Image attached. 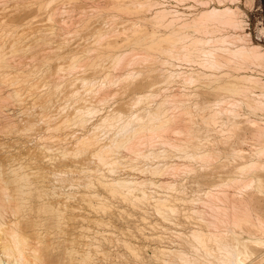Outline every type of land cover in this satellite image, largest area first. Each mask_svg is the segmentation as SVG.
Returning a JSON list of instances; mask_svg holds the SVG:
<instances>
[{
	"label": "bare ground",
	"instance_id": "1",
	"mask_svg": "<svg viewBox=\"0 0 264 264\" xmlns=\"http://www.w3.org/2000/svg\"><path fill=\"white\" fill-rule=\"evenodd\" d=\"M35 1L38 3L37 7L34 8V6L33 5L32 6H33V9L37 10L36 12L41 11L43 6H45V7L51 6L52 7L56 4L54 2L55 4L50 5V3H53L52 2L53 0H35ZM55 1H57V3H58V0H55ZM115 1H114V3H115L116 9H118V8L123 9L124 5L126 8V5L128 7V5L130 4V3L124 4L123 0L122 1L117 0L118 2H115ZM198 1H200V0H198ZM228 1H230V3H232V4L234 3V2H231L234 0H201L202 5H201V2H199L200 5L201 6L204 5L202 7V9L198 10L199 9V7H198L197 8L198 12L196 9H194L196 11V13L189 11L190 13L192 12L191 15L188 14L189 12L187 13L189 15L188 16L189 18L186 19V16H185L183 18L184 20L183 21L181 20V22H179L178 18H180L181 15L183 17L184 16L183 14H186L185 12L180 13L183 11H179L177 9H175V10L174 9L171 10L169 8L167 9V6L161 7V4L163 3V1L161 3L159 1H156L158 4L160 3L159 4L160 9H158L157 11L155 10L154 12L152 11V13L155 14L154 18H152L153 21L155 22V24H160L162 26L164 25L166 27H173L174 32H173V30H171L170 32L165 34L166 36H164V34L160 35L156 31H152L149 33L150 34V41H149V39H148V41H145L144 36H140V34H139L143 31V29H141V28L134 29L136 35H135V39H134L135 41L132 42L134 45V46L132 45L134 47L133 49H136L137 46L138 47L140 46L142 48L141 45H143V48L145 47V50L144 49L143 50L145 51L144 53H146V55H147V52H146V48H147V51H148L149 55H151V57L155 56V57H157L156 60L160 59V60H162V62L164 64H167V65L170 64V66L168 68H164L165 70L163 69L165 71L164 76H165L166 81L180 79L183 82H186V83L188 82L191 84H193L194 82L196 83L198 81H204V82H207L210 84L212 82H215V80H216V82H218L217 80L224 79V80H226V82L229 83L228 86L220 85L221 87L216 86L215 88H211L210 95L214 96L215 98L205 99L204 105H203L204 107L202 106L203 108L201 109L202 114H203V112H207L206 115L202 116V120H203L202 122L205 123L204 128L206 129V131H214V132H218V133L221 132L224 135L222 138V141L224 143V147L221 148L217 152L215 151L216 152L215 155L218 157L217 168L213 169V170L211 168L208 172H206L202 176L203 183L199 182L200 179H197L195 181L198 183H195V184H197V188L193 194H190V195L185 194L184 193L185 187H182V188L176 187V185H175L176 178L175 179L173 178L175 180L173 182V180L171 181V179H169V181H167L166 178L164 180V179H161L160 176H158L159 173L169 171L170 167H171L170 170L172 171V168H174V166L177 165V164L174 165V163H173L174 166L172 167V166H170L172 164H170L168 162H162V159H161V161H158V158H157V161H158L157 165L153 164L154 162L148 163V164H153V168L150 167L152 169H149L151 172V173L149 172V174H152L153 176H149V175L147 176L146 175L145 178H141V176L140 177L136 176L138 178L135 179V178H133L134 176L130 175V173L128 175L127 174L125 175L128 167L130 169L133 168V170H140L141 171V169H142V172H143V170L147 169L146 166L143 167V165L139 164V162L140 163H141V161L143 162L144 159L149 160V158H151L152 155H154V152L156 150V146H158V145H160V147H162V144H165L166 148L168 147L171 150H176L174 152H178L177 150L181 151V149H183V147L186 146L187 140L185 137H187L188 134H190L192 126L190 124H188L189 122L187 123L185 120L184 121H185L186 125H185V123L183 124L184 121L182 122V120L185 118H183V117L181 118V115H179V114L176 115L175 111L174 112L171 111L174 108V106L171 105L172 109H171V107H168V105L171 102L176 105L177 103L182 101V104L179 103V105L181 104L180 107L182 108L183 105L185 106V104H188V101L186 103L183 101L185 98H180V96L177 97L175 95V96H172L174 98L171 97V99H170V96H168V98L165 99V97H163L165 95V93H164V95L162 96L164 101H162L160 103L156 102L157 104H154L153 102L155 99L153 100V102H151L152 101L151 97L154 98V93L149 94L150 93L149 92V93H145L143 95L140 94V95L136 96L137 102L141 98L146 99L144 106H141V108L139 109L140 111L135 110V111L126 115L121 111L107 110L104 113H102V116L99 118V120L96 123H94L93 125L91 124L92 126L89 124L90 127H88V122L90 120L89 115L94 114L97 111L98 107L94 106V107H96V108H94L93 106H91V104H88L89 106H84V105H87L86 104L87 102L86 103L84 102L83 103L84 107H82V105H79L80 107H77L76 109L74 108L73 112L71 114L65 115L63 117V119H61L60 121L58 120L60 122V124L57 125L55 123L56 126L53 127L52 126L53 124L50 125L48 123V118L50 116H48L47 114H50V113H44V112H47V109L45 108L47 106V102H45V103L42 102L43 104H46L45 107L43 106L46 111L43 112L44 115H42L43 113L41 114L42 115L41 118L43 119L45 125L48 124L46 126V128H48L47 129L48 131H51L52 129L54 130V128H55L54 132H56V130H59L58 127L61 128L62 126H65V127H63V130H65L66 127H69L70 125H74V126L78 125L80 128L82 127V129H80L78 127L79 130H81V131L84 130V132L78 133V134H76L77 131L75 130L76 136L73 135V136H75V140L74 139L71 140V138H73V136L71 137L72 134H70V133H72V131L69 133V132H66V130H65L64 132H66L67 134L68 133L70 134L71 138L67 139V140H69V142H70V140L75 141V143L79 144L78 147L81 146L82 149H80V150H85V152L88 150L89 155H91L90 153H92L91 157L94 155L93 157L97 158V163H96L97 165L90 166V167L86 168L87 171H85V173H87L89 181L85 182V184L87 183V185H89L90 183H95V180H96L97 184H99L100 187L103 188V192H104V189H106L107 191L112 192V195H114L115 197H117L119 199L130 200L135 205L139 206L137 208V211H134L131 213L129 212L128 214H125L123 211H122L123 213H121V212L118 213L119 217L126 219V224H125L126 229L130 230L132 232V236L133 237L135 236L136 240L138 239V241L137 242L135 241V243L132 242L131 240H128L127 239L128 236L126 237V239H124V238L121 239V241L119 239V242H122L124 245L123 246L124 250H126L129 254L133 255L134 260H83V261H86L84 264H252L255 261L254 258L256 257V254L253 251L248 250V248L246 247L245 244L240 245L239 236H243V239H244V237L250 238V234H252V233L250 230H246L244 228L246 226L255 227V229L257 228L258 231H260L261 233H264V220L257 215H253L252 211H251L252 210V203H253V200L255 199L256 192L258 189H261L260 182L264 178V119H263V123H262L259 121V119L257 117L252 115V113H255L258 111H264V49H261L260 47H255V45H253V43L251 42L250 36L248 34L249 31H247L248 33H246V30H245V26H247L246 23H248V22L245 23V19L243 18L244 16L241 17V15H243V11L238 9L241 12V14H240V12L236 9L237 6L235 4H234L235 7H233V5H231V4L230 5L226 4V2H228ZM27 2L30 5V3H33V0H32V2L30 0H27L26 3ZM26 3H25V7H26V5H28ZM114 3L112 2V5ZM137 3L140 4L139 2H137ZM132 4H133V2L130 4V6ZM134 4L136 5L135 2H134ZM148 5H149V1H148L147 6ZM22 6H24V5H22ZM133 6H132V9H133ZM45 7L43 8L44 9V12L42 13L43 15L46 11ZM103 7L104 6H102V8ZM17 8H15L16 11L18 10ZM57 8H58V4L56 6V10H53L51 8L49 11L47 10V12H48L47 16L49 17V21L47 20L48 22L47 21H45V22H47V23L51 22L52 24L54 22L56 23V21H55L56 15L55 14L57 13L56 12ZM125 8H124V10H125ZM27 9H29V8H27ZM134 9H135V7H134ZM147 9H148V11L150 10L149 8H147ZM151 9H152V6H151ZM130 10H129V12H130ZM135 10H137V9H135ZM131 11L133 12L134 10H131ZM122 12H123V10H122ZM33 13L36 14L35 11H33ZM57 15H58V13H57ZM41 16L42 15H40L39 17H41ZM47 16H46V19L48 18ZM51 16H53L52 18L55 19L54 21L52 19L53 22L50 19ZM149 16H153V15L151 14ZM44 17H45V15H44ZM33 18L35 19V18H37V16L36 17L32 16V20L29 19L30 21H32V23L29 22L31 27L28 23L30 28L35 27V26H32L34 24ZM41 18H43V17H41ZM41 18L40 19L38 18L39 20L35 21V22L42 24L44 21L42 22ZM44 19L45 18H43V20ZM40 20H41V22H40ZM60 21L57 23H60ZM4 22L0 23V29H2V28L6 29L5 24L7 22L5 24H4ZM45 22L43 23V25L46 24ZM55 23H54V25H50L48 27H45V25H44L42 29H40L42 27V25L40 26V24H38V25L36 24L35 28L38 30L37 26H40V28H39L40 30H38V32L33 31V33L36 34V38L33 39L34 40V43H32L33 45L32 44L27 45L28 42L25 45V43H24L25 40H23V43L21 42L23 38L25 39L24 35H22V39H20L21 35L19 37L15 36L14 38L11 39L12 42L10 45V49L8 48L9 51H8V49L6 51L5 45L7 44V42L9 44V41H7L9 39L7 34L10 35L11 32L7 33L8 31H6V35L8 37V38L6 37L7 39L4 36L5 32L0 33V83H6V84L7 83L8 84L19 83V84H21V82H22L21 81L22 79H20L19 76L10 75V72L8 70L2 71V70H5L6 68L11 69V70H21L20 75L25 77L24 80H27V78L31 75V73L34 70H32V72L31 71L29 72L30 69L29 70L27 69L28 72L26 73V71L24 70L25 66H24V68H22L23 63H21V62L19 64L13 63L11 61L12 60L11 58H12V56L14 57L16 55L21 54V52L25 54V52L33 50V52L35 53L36 52L35 50L37 49V47H38L37 50L41 51L43 49L44 44H46V43L48 44L49 42L51 44L52 37L54 36L53 39H55L56 38L55 35H58L59 32H62L60 30H62V28H63V27L62 28L59 27V30H57L58 26H60V24L57 26V25H55ZM14 24H16V23H14ZM25 24H27V23H25ZM64 24H66V23H64ZM6 25H8V24H6ZM160 25H157V26L159 27ZM61 26H62V24H61ZM29 27H28V29H29ZM44 27L47 31H44ZM8 28L11 29V26ZM49 28L51 30H49ZM175 31H177L178 33L176 34ZM102 32L104 33V31H102ZM13 33H14V30H13ZM28 33H29V31H28ZM33 33L30 35H32V37L34 38ZM100 33H101V31H99V33L97 32V34L100 36L97 37L98 39H96V36H95L94 40H93V42H95V43L97 41V46H99L100 43L102 44V46L99 48V51H98V48H97V50L95 48V50L97 51L95 53L98 54V55L96 54L98 56L97 59L94 58L95 54L92 53L93 56H91L92 54H89L90 50L93 51V48H90V47L86 48L87 47V45H86L87 43H86L85 44L86 46L84 45L83 46L84 48H82V50L83 49L84 50L79 51V49H78L79 52H77V51L76 52L79 54L78 55H77V53L73 54L75 56L72 57L73 60H71V62L69 63L70 64L69 67L68 68L65 67L66 70H69V71H67L66 76L69 78V81L72 80V85L68 84L69 87L73 86L74 81H76V80L79 81V79H80V77H79V79L76 78V75L78 76V74L73 75V72H75L77 70V68L79 67L80 62H83L82 64H84V62H85V64L86 63L88 64V66H86L87 68H85V70L86 69L88 70V68H91V66H93L92 72L101 73V75L104 77L105 80L107 78H108V81L110 79H112L110 77L112 74V72L110 70L111 66H109V68H105L104 67L105 64H104V66H102L103 64L101 63L103 61L101 60L100 64H99L98 59L100 60L102 57H105L109 54L111 55L112 50H115L113 48L115 45H111L110 43H106V45L104 46L102 39L103 38L106 39L107 36L104 37V34L103 33L100 34ZM107 35H109V34H107ZM91 40H90V42H91ZM161 41L162 42L165 41L166 43L168 41L169 45L164 47L162 45ZM93 42H92V44H95ZM29 44H30V42H29ZM88 45H90V44H88ZM46 46L44 45L45 49H46ZM8 47H9V45H8ZM49 49H51V48H49ZM149 49H154V50H153V52H151ZM155 49H159L160 51L164 52L165 54H167V57H163L161 52H160L161 55H158L157 53H155L156 52ZM74 50H76V49L74 48ZM136 50L139 51L138 48ZM51 51H53V50H51ZM37 53L38 52H36V54ZM45 53H47V52H45ZM56 53H57V51H56ZM24 54H23V56H24ZM48 54H49V52H48ZM45 55H47V54H45ZM50 55L44 56V57H42V60H40L41 62L45 61L44 63L42 62V65L46 64L43 66L44 68L46 66V69H45L46 71H47V67L48 68H49V66L51 67V63L49 65L48 60L50 58H53V56H50ZM103 55H105V56H103ZM115 55H116V57L113 56L114 57V58L112 57L113 60L111 59L112 67H114L115 64L119 65L120 62L122 64L121 59L123 60V59L127 58V56H126V58H122L121 56L123 54H121V53H119V54L116 53ZM49 56H50V58H49ZM56 56H57V54H56ZM100 56H102V57L99 58ZM120 57H121V59H120ZM133 58L135 59L136 56ZM133 58L130 59V61H128V62L133 63V65H136V64H134V62H136V61L133 60ZM144 59L146 60V58H142V59L140 58V60L145 61ZM16 60H18V59H16ZM131 60H133L134 62H132ZM136 60H137V64H140L138 59H136ZM182 60L183 61L186 60L184 62H188L187 64H189L190 67H187V65H186L185 69H182L184 67V66L183 67L181 66ZM55 61L56 60H54V62ZM143 61H141V62L143 63ZM117 62H119V63H117ZM24 63H25V61H24ZM55 63L57 65V62H55ZM111 63H110V65H111ZM21 64H22V66H21ZM58 64H60V63H58ZM85 64H84V66H85ZM160 64H162V63H160ZM80 65H81V63H80ZM126 65H127V63H126ZM57 66H59V65H57ZM61 66H60V68H61ZM122 66H123V64L119 67L118 70H120ZM115 67H116L115 70H117L118 67L117 66H115ZM124 67H126L127 68L126 70H128L129 64H128V67L127 66H124ZM65 68L62 67V69H65ZM75 68H76V70L73 71ZM130 68H131V65H130ZM248 68H250L251 71H255L256 75L255 74L242 73L241 70H243V69L246 70ZM54 69L57 72L52 73V75H50V73H47L50 77L48 78V76H47L46 78L50 79V83L51 82L55 83V84L52 83L53 85H55V87L53 85H52L53 87H50L48 84H46V85H48V87H50V90H48V92L46 91V94L44 92L46 88L44 90L42 89L44 92L43 94H45V96L44 97L42 96V97H43V99H45V101H47V100L49 101L50 98L51 99L52 98H58V101H59V98H61V97L62 98H67V97L69 98L68 95H67V97H65V93L64 94L62 93L61 94L62 96L60 97L59 85H56V83L58 82V80H60L59 74H60V72H62V69H58V70H61V71H58L56 66H54ZM111 69H113V68H111ZM80 70L81 71H79V69H78L77 72H82V70H84V68H81ZM123 71H122V74L125 75L123 73ZM36 72H37V70L35 69L34 73H36ZM69 72L72 74V76H75V77L74 78L69 77V74H68ZM83 72H86V71H83ZM132 72H133V70H132ZM34 73H32V74H34ZM89 73H91V72H89ZM129 73H130V70H129ZM81 74H80V76H81ZM131 74H129V75H131ZM62 75H61V77H64ZM101 75H98V78L101 77ZM94 76H95V74H94ZM103 77H102V79H103ZM48 79H46V80H48ZM81 79L83 82L81 81L79 83L80 84L84 83V85H83V87H80V88L84 89L86 96L92 97L91 92H92V90H95V89H93V87L95 85L93 86L92 83L94 84V81L96 79H94L93 81L91 80L92 83H90L89 80L87 81L85 79V77L81 78ZM104 79L102 81H104ZM237 79H243V80L246 79V80L253 81V83L259 87L260 92L258 94H254L252 91L253 90L252 86L245 84V83L237 82ZM246 80H244V81H246ZM110 82H111V80H110ZM112 82H114V81H112ZM170 82L169 83L167 82V83L170 85ZM45 83H47V81ZM59 83H61V82H59ZM59 83H57V84H59ZM76 83H77V81H76ZM76 83H75V86H76ZM85 84L87 85V87H84V86H86ZM107 84H108V82H107ZM91 85H92V87H90ZM97 85L99 88V84H97ZM101 85H102V83H101ZM103 85L105 86L106 83L104 82ZM103 85L101 87H103ZM112 85H113V83H112ZM112 85H111V87H112ZM106 86H108V85H106ZM88 87H90L92 90L89 89V91H86V88L88 90ZM98 88L96 87V89H98ZM168 88L169 87H167V89ZM218 88H220V90H222V89L223 90L222 91H220V90L215 91ZM31 89H33V88H31ZM35 90L36 91H34V90L31 91L32 95H39L40 96L42 91L40 92L39 89L38 90L35 89ZM105 90H109L108 87ZM105 90L103 92H105ZM183 90H187V89L184 88ZM77 91H78V95L83 93L81 95V100H82V96L85 94L84 91L82 93H81L82 89L80 91L77 89ZM100 91H102V90H100ZM67 92L70 93L69 95L72 96V98L70 97L71 99H75L76 97H79L77 95V92H76V87L71 89V91L69 90ZM67 92H66V94H68ZM89 92H90V94L88 95ZM138 92H136V93H138ZM146 92H148V90ZM181 93H182V91H181ZM92 94H93V92H92ZM109 95H110V93H109ZM172 95H173V93H172ZM237 95H241V97H238ZM86 96H85V98H87ZM96 96H98V95H96ZM96 96L93 95V98H95ZM9 97H11L9 99H12V101H13V99H15L16 100L15 102H18L21 100L20 106L23 105L22 104L23 100H22V98H20L19 90L17 87L11 88V90L9 92ZM18 98H20V99H18ZM96 98H98V97H96ZM1 99L2 98H0V100ZM52 100L54 101V99H52ZM76 100L77 101L80 100V97H79V99L76 98ZM101 100H103V99L101 98ZM1 101H2L1 103L3 104L4 100L2 99ZM83 101H84V99H83ZM168 102H170V103L167 105ZM2 104H0L1 105L0 106V117L2 116V118H4V119L11 118L9 116L8 112L5 113L6 109L4 110L1 108ZM53 104H55V103H53ZM244 105H247V107H249L248 108L249 111L242 112V106H244ZM5 106H7V105H5ZM51 107H49V109H52ZM57 108L55 109L56 111L61 110V109L57 110ZM176 109H178V108H175L173 110H176ZM21 111H22V109H21ZM180 111H182V109ZM49 112H50V110H49ZM52 112L53 111H51V113ZM62 112L59 115H62ZM58 113H56V114L54 113V115H57ZM67 113H69V111ZM176 113H177V111H176ZM12 115L13 114H11V116ZM16 116H19V115L17 114ZM44 116L45 117L47 116L48 118L46 117L47 118L46 119V118H44ZM191 116L192 115H189V118ZM51 117H52L51 119H54L53 113H52ZM179 117H180L181 121H180ZM14 118H16V117H14ZM178 119L180 121V125L176 124L175 126H173L174 123H177ZM0 120H1V118H0ZM54 120L56 121V119H54ZM11 121H12V119H11ZM16 121H17V123H19V120H16ZM50 123H51V121H50ZM182 124L184 127L181 126ZM14 126H16V125H14ZM20 126H22V125H20ZM170 127L174 128V130L172 129L174 131V133H175V131L177 134H178V132H180V134L184 132L187 135L185 134L186 136H184L183 137L184 139H183L182 137H180V134H179L178 137H180L181 140H179L180 138L178 140H175V138L177 136L172 134L175 136V138L174 137L171 138V136H170V138H171L170 139L168 136V138H169L168 139V138H166V136H163L162 132L165 131L166 129L170 128ZM31 128L32 127L30 126V127H26L24 129V130H27V133L29 132L30 136H31V133H33V131H29V130H31ZM61 130H62V128H61ZM61 130H59V132ZM18 131H20V133L24 132L23 130H18ZM173 131H171V132L173 133ZM40 132L41 131H39V133ZM73 132H74V130H73ZM168 132H167V135H168ZM17 133H19V132H17ZM39 133H37V134H39ZM61 133H62V131H61ZM66 133H65V137L67 136ZM155 133H158V134H155ZM23 134H26V132H24ZM29 134H28V136H29ZM34 134H35V136L37 135L34 132L33 136H34ZM59 134L53 133V131L50 135L49 134L42 135V133L40 134V138H39L40 144L37 143V145L38 146L40 145L38 147V148H40L39 150L42 149L41 154H43L45 152H49V149H50L49 145L50 144H52V145L56 144V142L58 141L57 139L60 138V136H61ZM48 135H49V137H48ZM160 135H161V137H164L163 139H167V140H163L162 138H160L162 140H159L157 137L158 136L160 137ZM164 135H165V133H164ZM38 137L39 136H37L36 139H38ZM45 137H46V139L47 138L50 139L52 137L53 138L58 137V138H56V141L54 140L55 138L51 139L52 143H51V141L49 143V140L48 141H46V139L44 140ZM65 137L63 136L64 140H66ZM68 137H69V135H68ZM107 137H109V139ZM32 138H34V137H32ZM60 139H61V142L64 141L62 138H60ZM60 139H59V141H60ZM106 139H108V140H106ZM189 139H191V136L189 137ZM41 140H42V142H41ZM54 142H55V144H53ZM61 142L59 144H61V146H62ZM47 143H49V145ZM63 144H65V143L63 142ZM71 144H74V143L71 142ZM71 144H69V145H71ZM74 145H76V144H74ZM61 146H60V148H61ZM56 147L57 146H55V149H56ZM145 147H147L148 152L150 151L149 153H146V154L143 153L145 150ZM124 148L127 149V152L129 150V152L124 153L126 151ZM77 149H79V148H77ZM54 150H52V151H54ZM186 150H185V158L188 157V159L203 158V160L205 162H208L207 160H210V162H208V163H211L213 161L212 158H216V156H214L215 152L212 153L211 149L210 150L209 149L199 150L195 153L194 152L190 153L187 151L188 154L186 153ZM161 151L162 150L158 149L159 154L162 153ZM178 154L180 155V153H178ZM88 157L90 159H92L90 156H88ZM165 158H167V157H165ZM175 158H176V156H174V159ZM198 160H200V159H198ZM214 160H216V159H214ZM48 161H50V159ZM193 161L196 162L195 160H193ZM175 163H176V161H175ZM197 163H198V161L196 162V164ZM148 164H147V166H152V165H148ZM186 164H185V167L188 170L189 164H188V166H186ZM205 165H206V163L205 164L203 163V166H205ZM25 166H27V165H25ZM190 166H192V165H190ZM17 167L20 171L19 173H18V170H17V172H15L16 170L14 167H13V170L11 171V174L15 172L14 173V179H15L14 183H16L15 189H14L15 191L13 194L10 192L9 187L5 184V182H3V180L0 178V234H2V235H0V264H25L26 261L29 262V260H28L29 257L27 258L26 247H25L27 238L23 234H21L22 232H20L21 230L19 229V227H18L19 224L17 222L18 217H16V215L18 214L19 216L22 217V215H20L19 212L21 213L22 209H23V212L25 210L24 207H25L26 201L29 199L27 197V194L29 192H31L34 188H36V186H35V183L33 181L28 179L29 177L28 178L26 177V176H28L27 172L21 171L23 169L22 163H19L17 165ZM126 167H127V169H126ZM180 167H183V166L181 165ZM185 167H183L182 169H184ZM192 167L194 168V166H192ZM20 168H21V170H20ZM193 168L191 169V167H190V170H188V171L192 170V172H193L194 171ZM105 169H108L110 172H116V173L114 176H110V174L113 175V173H109V171H106ZM123 169H125V171ZM176 169H177V167H176ZM122 170L124 171V174H122V172L119 173V171H122ZM37 173H38V171H37ZM106 173H108L109 175H107ZM187 173H185L186 176H188ZM189 173H191V172H189ZM116 174H118V175H116ZM155 174L159 178L154 177ZM172 174H171V176L173 177ZM161 176H162V174H161ZM169 177H170V175H169ZM177 177H178V175H177ZM185 178H183L184 181H185ZM184 181H182V182H184ZM72 183H71V185H72ZM71 185H70V187H71ZM78 185H80V184H78ZM87 192L88 191H81V195H82V197H84L85 200L87 199L86 196H88ZM89 193L92 194V197L93 196L97 197L100 200H103V199L109 197V196L106 197V195L100 196L96 192H94V194H93V191H90ZM116 195H118V196H116ZM13 203L15 204V206H13ZM26 206H28V204ZM8 208H10V211L13 213V215H15L16 220L12 219L13 216H12V218H9L10 217V215H9L10 211H8L9 210ZM101 212L102 211H100V216L95 215V216H92L91 218H89L90 221H93L95 223L96 227L91 228V226L87 225L86 228L82 229V231H81L82 235L89 236L90 233L93 232V230H95L94 232H96V233H101L102 231L104 233L105 230L110 232V230H108V229L112 230L113 228L116 227V224L113 220L112 214L111 213L106 214V212H105V214L103 212L101 214ZM12 213H10V214H12ZM95 213H96V211H95ZM110 227H112V228H110ZM120 231L121 230H119V232ZM111 233H113V232H111ZM114 234H115V232H114ZM116 235L118 236V234H115V236ZM106 236H107V234H106ZM123 236H126V235H124L122 233V237ZM257 242L260 244H264V235L257 236L256 237V243ZM122 243H121V245H122ZM85 245H88L86 250H85L86 251L85 256H87V259H92L93 253H90V252L93 251L92 246L94 245V243L91 241V242H87ZM97 245L96 244L94 245V246H96L95 251L103 254V251L102 250L100 251L99 250L100 247H98ZM33 250L36 251L35 248H33ZM72 250L74 251V248ZM142 251L150 252L151 253L150 256L152 257V260H141ZM262 254H264V252H262ZM32 255H34L35 258L40 257V255L37 256L35 252H33ZM139 258H140V260H139ZM260 260H261L260 264H264V255L262 256V258ZM31 263H33V262L31 261Z\"/></svg>",
	"mask_w": 264,
	"mask_h": 264
},
{
	"label": "rangeland",
	"instance_id": "2",
	"mask_svg": "<svg viewBox=\"0 0 264 264\" xmlns=\"http://www.w3.org/2000/svg\"><path fill=\"white\" fill-rule=\"evenodd\" d=\"M26 1L27 0H0V23H3L6 20L4 22V24L6 22H7L6 24H8V25L5 24L6 29H4V28L0 29V33L5 32V35H4L5 38L7 37V35L9 37V39L7 40V41H9V44L6 41L7 44L5 45L6 51L8 48L10 49V45L12 42L11 39L14 38L15 36L19 37L21 35L20 39H22V35H24L25 39L23 38L21 42L23 43V40H25L24 41L25 45L27 44V42H28L27 45H31L32 43H34L33 39L36 38V34L33 33V31L38 32V30L42 29L44 25H45V27H48L50 25H54L55 22L53 24L51 22L47 23L49 21V17L47 16V13H48L47 10L49 11L50 8L53 9L54 7L55 8L53 10H56L57 4H58V8H57L56 12L58 13L59 16L56 13L55 14L56 20L54 18H52L53 16H51L50 19H51V21H52V19H53V21L54 20L56 21L55 25L58 26L60 24V26H58L57 30H59V27H61V28L63 27V28H62V30H60L62 32L58 31L60 34L58 33V35H55L56 36L55 39H53L54 36L52 37V39L54 41L51 39V44H50V42L48 44L47 43L44 44L45 46L47 45L46 49H45L44 45H43V49L42 50L40 49L41 51L37 50L38 49V47H37V49L35 50L36 52H38L37 54H36V52L34 53L32 50V51L25 52V54L21 52V54L18 53L19 55H16L14 57L12 56L11 61L13 63H16V64H19L20 62L23 63L22 68H24V66H25L24 70L26 71V73L28 72L27 69L28 70L30 69L29 72L30 71L32 72V70L35 71V69L37 70L36 73H34V71H33L32 73H34V74L31 73V75L27 78V80H24L25 77L20 75L21 70H11V69H7V68L5 70H2V71L8 70L10 72V75L19 76V78L22 79L21 80L22 85L19 83H17V84L0 83V98H2L4 100L3 104L1 103L2 99L0 100V104H2L1 108L4 110L6 109L5 110L6 112L5 111L4 112L5 113L8 112L9 116L11 117L8 119H4V118H2V116L0 117L1 118V120H0V173H1L0 178L3 180V182H5V184L9 187L10 192L13 194L15 191L14 189H15V185H16V183H14L15 182L14 173L17 172V170H18V173L20 172L18 169L19 166L17 167V165L19 163H22L23 169L21 170V168H20V170L26 171L28 174V176H26V177L27 178L29 177L28 179L33 181L35 183V186H36V188H34L31 192H29L27 194V197L29 199L27 200L28 202L26 201V204H25L26 208L24 207L25 213L23 212V209H22L21 213L19 212V214L22 215V217L19 216L18 214L16 215V217H18L17 222L19 224L18 227L21 230L20 232H22L21 234H23L27 238L25 247H26V255H27V258L29 257L28 260L30 263L28 261H26L25 264H84L86 261H83V260H134L133 255L129 254L126 250H124V247H123L124 245L122 242H119V239L121 241V239H123V238L126 239V237L128 236L127 239L131 240L134 243H135V241L137 242L138 239L136 240L135 239L136 237L132 236V232L130 230L126 229V227H125L126 219L119 217L118 213H120V212L121 213L124 212L125 214H128L129 212L131 213V212L137 211V208L139 206L135 205L130 200L119 199V198L115 197L114 195H112V192H109L106 189H104V192H103V188H101L100 185L97 184L96 180H95V183H90L89 185H87V183L85 184V182L89 181L87 173H85V171H87L86 168L90 167V166L97 165L96 164L97 158L93 157L94 155L91 157L92 153H90L91 155H89L88 150L86 152H85V150H80V149H82L81 146L78 147L79 146L78 143H75V141H71L72 139L75 140L76 134L82 133V132H84V130H82V131L79 130L78 125L77 126L76 125L75 126L70 125L69 127H66V129H65L66 132L70 133L72 131V133H70V134H72L71 137L73 135H75V136H73V138L70 137L69 133L67 134L66 132H64L65 130H63V127H65V126L61 127L62 130L60 127H58V129L61 130L62 133H61V131L59 132V130H56V132H54L55 128H54V130L52 129L51 131H48L47 130L48 128H46V126L48 124L46 122L45 123L47 125L44 124V121L41 118V116L44 115V113H50V114H47L50 117L49 118L47 116L46 117L48 118V123L50 125L53 124L52 126L54 127V126H56V124L57 125L60 124L59 121L61 119H63V117L65 115L71 114L73 112L74 108L76 109L77 107H80L79 105H82V107H84V106H89L88 104H91V106H93V107L96 106V107H98V109L94 114L89 115L90 116V120H89L90 123L88 122V127H90V125L91 124L93 125L94 123H96L99 120V118L102 116V113H104L107 110L121 111L126 115L135 111V110H139L141 108V106H144L145 100H146L145 98H141L137 102L136 96H138L140 94L143 95V94L149 93V92H150L149 94L154 93V98L151 97L152 98L151 102H153V100L155 99L153 102L154 104H157V103L164 101L163 97H165V99H166V98H168V96H170V99L172 96H175V95L177 97L180 96V98H185L183 101L185 103L188 101V104H185V106L183 105L184 107L182 106V108L180 107V105L182 104V101L179 102V103H181L180 105H179V103H177L175 105L172 102H171L172 104L170 102H168L167 105L170 103L168 105V107H171V109H172V106H174L173 109L178 108L176 110L172 109L171 111H173V112L175 111L176 115L177 114L181 115V118L182 117L185 118L182 120V122L185 120L187 123L189 122L188 124H190L192 126L191 132H190V134H188L189 137L191 136V139H189L188 136L185 137L187 140L186 146L183 147V149H181V151L177 150L178 152H174L176 150H171L168 147L166 148L165 144H162V147H160V145H158V146H156L157 151L155 150V152H154L155 156L152 155V157L149 158V160L144 159L143 162L142 161H141V163L139 162V164H142L143 167L146 166L147 169L143 170V172H142V169L140 171V170H133V168L130 169L129 167L127 169V167H126L127 170H126L125 175L126 174L128 175L130 173V175L134 176L133 178H135V179H137L140 176H141V178H145L146 175L147 176L148 175L153 176L152 174H149V172H150L149 169H152L153 164L157 165L158 161H161V159H162V162H168V163L172 164V165H170L172 167L175 164H177V165L174 166V168H172V171L170 170L171 167L169 166L170 172L165 171L166 173L165 172L159 173L160 175L158 174V176H160V178L164 179V180L166 178L167 181H169V179H171V181L173 180V182L175 181L174 179L176 178V182H175L176 187H181V188L185 187V192H184L185 194H188V195L193 194L197 188V184H195V183H198L195 181L197 179H200L199 182L203 183L202 176L206 172H208L211 168H212V170L217 168L218 157L215 154L217 151H219L221 148L224 147V143L222 141V138L224 135L221 132H219L220 133L219 134L218 132H214V131H206V129L204 128L205 123L202 122L203 121L202 116L206 115L207 112H203V114H202L201 109L204 107L203 105H204L205 99L215 98L214 96L210 95L211 88H215L216 86H220V85L228 86L229 83L226 82V80H224V79L217 80L218 82H216V80H215V82H212L210 84L207 82H204V81H198L196 83L194 82L193 84H191L188 82L187 83L183 82L180 79L166 81L165 76H164V72H165L164 68H168L170 66V64H168V65L164 64L162 62V60H160V59L156 60L157 57H155V56L151 57V55H149V53L147 51V48H146V52H147V55H146V53H144L145 47L143 48V45H141L142 48L140 46H139L140 48L137 46L139 51L136 50L137 48L133 49L134 45L132 42L135 41L134 39H135L136 33H135L134 29H136V28L143 29V31L139 34H140V36H144L145 41H148V39L150 41V34L149 33L152 31H156L160 35L164 34V36H166L165 35L166 33L173 30V27H166L164 25L162 26L160 24H155V22L152 19V18H154V15H155L152 13V11L154 12L155 10L157 11L158 9H160L159 4L162 1L164 4L162 3L161 7L167 6V9L168 8L171 10L177 9L179 11H183L180 13H184V12L186 13V14H183L184 15L183 17L181 15L182 18L181 17L178 18L179 22H181V20L183 21L184 20L183 18L185 16H186V19L189 18L188 14L191 15L192 12L196 13V11L194 9L197 10V8L199 7L198 10H200V9H202V7L204 5L201 6L202 5L201 0L200 1H198V0H136V1L135 0H123L124 4L125 3L131 4L133 2V4L131 6H130V4L128 5V7L126 5V8L124 5V8H125V10H124V8L123 9H119V8L116 9L115 3H114L115 0L114 1L113 0H58V3H57V1L53 0L52 1L53 3H50V5L56 3L55 4L56 6L55 5L52 7L51 6L50 7L49 6H46V7L43 6V8L45 7V9H46V11H45L46 14L44 13V15H45V17H44V15L42 14L44 12L43 8H42L43 11L41 10L42 12L41 11L36 12L37 10L33 9V6L35 8V7H37V4H38L35 0H33V3H30V5L28 2L26 3ZM30 1L32 2V0H30ZM148 1H149V5H148L149 7L147 6ZM156 1H159L160 3L158 4ZM112 2L114 3L113 5H112ZM115 2H118V1L116 0ZM134 2L136 3V5L134 4ZM137 2H139L140 4H138ZM199 2H201V5ZM231 2H234V3L232 4V3H230V1H228V2H226V4L227 5L231 4V5H233V7H235V5H236L237 10L239 9V10L243 11V15H241V17L244 16L243 18L245 19V23L246 22L249 23V24L246 23L247 26H245V30H246V33H248L247 31H249L248 34L250 36V39H251V42L253 43V45H255V47H260L261 49H264V0H234ZM25 3L28 4L29 6L26 5V7H25ZM22 5H24V6H22ZM102 6H104V7L102 8ZM132 6H133V9H132ZM151 6H152V9H151ZM134 7L137 10H135ZM15 8H17L18 10L16 11ZM27 8H29V9H27ZM147 8H149L150 10L148 11ZM130 9L134 10V11L132 12ZM122 10H123V12H122ZM129 10H130V12H129ZM198 10H197V12H198ZM33 11H35L36 14H34ZM189 11H192V12L190 13ZM151 14L153 16H149ZM240 14H241V12H240ZM40 15H42L41 17H43L45 19L43 20V18L39 17ZM32 16L33 17L37 16V18H35V19L33 18L34 24L32 26L36 27V24L37 25L40 24V26L42 25L41 28H40V26H37L38 30L35 27H32L34 30L32 28H30L31 25L29 22L32 23V21H30V20H32ZM46 16L48 17L47 19H46ZM38 18L39 19L41 18L42 22L43 21L45 22L48 20L47 22H45L47 25L46 24L43 25L44 22L42 24L35 22V21L39 20ZM41 20H40V22H41ZM59 21H60V23H57ZM63 22L66 24H64ZM14 23H16V24H14ZM25 23H27V24H25ZM28 23H29L30 27H29ZM61 24H62V26H61ZM9 25L11 26V29L8 28V27H10ZM157 25H160V26L158 27ZM28 27H29V29H28ZM45 27H44V31H47L45 29ZM13 30H14V33H13ZM49 30H51V29L49 28ZM6 31H8L7 33L11 32L10 35L9 34L6 35ZM28 31H29V33L31 32L30 34H32V33L34 34V38L32 37V35H30L28 33ZM99 31H101V33H103L102 31H104V33H103L104 37L107 36L106 39H104V38H103L104 40L102 39L104 46L106 45V43H110L111 45H115L113 47L115 50H112L111 55L110 54L107 56L103 55L105 57L100 56L99 58H101V57L102 58L100 60L98 59L99 62L96 60L99 64H100V61L102 60L103 61V62H101L103 64L102 66H104V64H105V66H104L105 68H109V66H111V68H113V69L110 68V70L112 72V74L110 76L112 79H110V80H111V82L114 81V82H112L113 85L110 82V80L108 81V78L105 80L104 77L101 75V73L92 72L93 66H91V68H88V70L87 69L85 70V68H87L86 66H88V64L86 63L87 64L86 65L84 62V64H85V66H84V64H82L83 62H80L81 65L79 63V67L77 66L78 68L77 67L76 68H77V70L79 69V71H81L80 70L81 68H84V70H82V72H77L76 68L73 70V71L76 70L75 72H73V75L78 74V76L76 75V78L79 79V77H80V79H79V81L76 80L77 83H76V81H74L73 86L69 87L70 84L72 85V80H71L72 78L70 79L71 81H69V78L66 76L67 75L66 73L69 70H66L65 67H67V68L69 67V65H70L69 63L71 62V60H73L72 57L75 56L73 54H76L80 50L81 51L84 50V49L82 50V48H84L83 46L86 43H87L86 48H88V47L93 48V51L90 50L89 54L93 53V54H95L94 58L95 59L98 58V56H97L98 54L95 52H97L96 51L97 48L99 51V48L102 46V44L100 43V45L97 46V41L95 43V42H93V40H94L95 36H96V39H98L97 37L100 35H98L97 32L99 33ZM173 32H174V30H173ZM175 32H176V34L178 33L177 31H175ZM107 34H109V35H107ZM90 40H91V42H90ZM29 42H30V44H29ZM92 42L95 44H92ZM161 43L164 47L169 45L168 41H167V43L165 41H163V42L161 41ZM88 44H90V45H88ZM8 45H9V47H8ZM48 47L51 49H49ZM74 48L76 50H74ZM95 48H96V50H95ZM9 49H8V51H9ZM78 49H79V51H78ZM51 50H53V51H51ZM149 50L151 52H153L154 49H149ZM56 51H57V53H56ZM155 51H156L155 53H157L158 55L162 54L163 57H167V54L160 51L159 49H155ZM45 52H47V53H45ZM48 52H49V54H48ZM160 52H161V54H160ZM44 53L47 55H45ZM116 53L117 54H119V53L123 54L121 56L122 58H126V56H127V58L123 59V60L120 57L122 64H123V66H122L123 68L121 67V69L118 70L119 67L122 65L119 60L118 61L120 62V64H119L120 66L118 64L114 65V67L115 66L118 67L117 68L118 71L115 70L116 67L115 68L112 67V63H111V59L113 60V58H114L113 56L116 57V55H115ZM23 54H24V56H23ZM56 54H57V56H56ZM78 54L79 53H77V55ZM93 54L91 56H93ZM48 55L53 56V58H50V56H49V58L51 60L50 59L48 60L49 61L48 64L50 65V63H51V67L48 65L49 68L47 67V71H46L45 70L46 66H45V68L43 67L46 64L42 65V62L44 63L45 61L41 62L40 60H42V57L48 56ZM135 56H136V58L134 59L133 57H135ZM132 58L136 62H134L133 60H131V61L134 62V64H136V65H133V63L128 62ZM140 58L141 59L146 58V60L144 59L145 61H143V60H140ZM16 59H18V60H16ZM136 59H138L140 64H137ZM54 60H56L55 62H57V65H59V66L56 65ZM24 61H25V63H24ZM141 61H143V63ZM184 61H186V60H184ZM184 61L183 60L181 61V66L182 67L184 66L182 69H185L186 65H187V67H190V65L187 64L188 62H184ZM119 62H117V63H119ZM58 63H60V64H58ZM110 63H111V65H110ZM126 63H127V65H126ZM160 63H162L163 65ZM128 64H129V68L131 65V68L130 69L128 68V70H126L127 68L124 66L128 67ZM21 66H22V64H21ZM54 66H56L57 70L62 69V67L65 68V69H62V72H60V74H59L60 80H58L57 83H59V82H61V83H59V84L56 83V85H59L60 97L62 96L61 95L62 93L63 94L65 93V97H67V95H68L69 98L68 97L67 98L61 97V98H59V101H58V98H52V99H54V101L50 98L51 101L50 100L45 101V99H43V97L45 96L46 91L48 92V90H50V87H53V86L55 87V85H53L55 83H53V82L50 83V79H48L50 76L47 74V73H50V75H52V73L57 72L54 69ZM60 66H61V68H60ZM129 70H130V73H129ZM132 70H133V72H132ZM58 71H61V70H58ZM83 71H86V72H83ZM122 71L125 75L122 74ZM241 71H242V73L255 74L256 75V72L251 71L250 68H248L246 70L243 69ZM89 72H91V73H89ZM79 73L80 74L82 73L81 76ZM68 74H69V77H73V78L75 77V76H72V74L70 72ZM94 74H95V76H94ZM129 74H131V75H129ZM61 75L64 77H61ZM98 75H101V77L98 78ZM47 76H48V78H46ZM84 77L87 81L89 80L90 83H92V81L94 79L97 80V81L96 80L94 81V84L92 83L93 86L95 85L94 86L95 88L93 87V89H95V90H92L90 88V87H92V85L90 87H88V90L86 88V91H89V89L92 90V92H93V94L91 92L92 97L86 96L84 89L80 88V87H83L84 83L80 84L79 82H81L82 81L81 78H84ZM102 77H103L104 81H102L103 80ZM45 78L48 80H46ZM244 80H246V79H244ZM244 80L243 79H237V82L245 83V84L252 86V88H253L252 91L254 94H258L260 92L259 87L257 85H255L253 83V81H251V80L244 81ZM46 81H47V83H45ZM104 82L108 86H106V85L104 86L103 85ZM107 82H108V84H107ZM167 82L168 83L170 82V85ZM75 83H76V86H75ZM101 83H102L103 87H101L102 86ZM46 84H48L50 87H48V85H46ZM97 84H99V88H98ZM111 85H112V87H111ZM166 86L169 88L167 89ZM13 87H17L19 90L20 98H22V100H23L22 101L23 105H21V106H20L21 100L18 102H15L16 101L15 99H13V101H12V99H9V98H11V97H9V92H10L11 88H13ZM74 87H76L77 95H78L77 89L79 91L82 89L81 93L84 91L85 94L82 96V100H81V95L83 93L78 95L80 97V100H78V101L76 100V98L79 99V97H76L75 99H71L72 96L69 95L70 93H68L67 91H69V90L71 91V89H73ZM84 87H87V85ZM96 87L98 89H96ZM107 87L109 90H105V89H107ZM31 88H33V89H31ZM34 88L37 90L39 89L40 92L42 91L40 96L39 95H32L31 91H33V90L36 91ZM184 88L187 89L188 91L183 90ZM42 89L43 90L45 89V91H44L45 94H43L44 92ZM100 90H102V91H100ZM104 90H105V92H103ZM147 90H148V92H146ZM219 90H220V88H218L215 91H219ZM222 90H220V91H222ZM181 91H182V93H181ZM66 92L68 94H66ZM136 92H138V93H136ZM109 93H110V95H109ZM164 93H165V95H164ZM172 93H173V95H172ZM89 94H90V92L88 93V95ZM93 95L94 96L98 95V96H96L98 98H96V97L93 98ZM85 96L87 98H85ZM237 96L241 97V95H237ZM20 98H18V99H20ZM101 98L103 100H101ZM172 98H174V97H172ZM83 99H84V101H83ZM42 102H44V103L47 102V106H46V104H43ZM84 102L85 103L87 102L86 103L87 105L83 106ZM53 103H55V104H53ZM5 105H7V106H5ZM43 106L44 107L46 106L45 108L47 109V112H44L46 110ZM49 107H51L52 109H49ZM96 107H94V108H96ZM56 108H57V110H59V109H61V110L56 111L55 110ZM248 108L249 107H247V105L242 106V112L249 111ZM21 109H22V111H21ZM181 109H182V111H180ZM49 110H50V112H49ZM51 111H53L52 112L53 116H54L53 118L56 119V121L54 119H51L52 118L51 117L52 116ZM68 111H69V113H67ZM176 111H177V113H176ZM61 112H62V115H59ZM54 113L55 114L58 113V114L54 115ZM11 114H13V115L11 116ZM17 114L19 116H16ZM189 115H192V116L189 118ZM252 115L257 117L259 119V121L263 123L264 111H258V112L252 113ZM14 117H16V118H14ZM46 117L44 116V118H46ZM11 119H12V121H11ZM179 119H180V117H179ZM179 119H178L177 123H174L173 126H175L176 124L180 125L181 119H180V121H179ZM16 120H19V123H17ZM50 121H51V123H50ZM185 121L183 122V124L185 123ZM11 122L16 126H14ZM183 124L181 125L182 127H184ZM20 125H22V126H20ZM185 125H186V123H185ZM30 126L32 128L29 131H33V133L35 132L36 134L39 133V131H41V132L39 134H37L36 136H35V134L33 136V133H31V136H30L29 132L27 133V130H24L26 127H30ZM170 128H168L169 130L166 129L165 130L166 132L165 131L162 132L163 136H166V138H168V136H169V138H170V136H171V138H173V137L175 138V136H177L176 137L177 139L175 138V140H178L180 137L183 138L184 136L187 135L184 132L180 134V132H178V131H177L178 134L176 133V131L174 133V131H173L174 128H172V127H170ZM80 129H82V127ZM18 130H23L24 132H26V134H23L24 132L20 133V131H18ZM73 130H74V132H73ZM75 130L77 131V133L75 132ZM52 131H53V133H57V134L60 133L59 134V135H61L60 138H62L63 140H64L63 136L65 137V133H66L67 138L65 137L66 140L61 142V139L58 137H54L55 139L53 137L50 139L49 138L46 139V137H47L46 136L44 138V140L45 139H46V141L49 140V143H50L51 139H54L56 141V138H58L57 139L58 141L60 139V141L56 142L57 145L55 144V142L53 143L55 145H52V144L49 145V143H47L50 146L51 150L49 149V152H45V153L41 154L42 149L39 150L40 148H38V147L40 145L39 146L37 145V143L40 144V140H39L40 134L42 133V135H46V134L50 135L52 133ZM171 131H173V133ZM17 132H19V133H17ZM167 132H168V135H167ZM164 133H165V135H164ZM28 134H29V136H28ZM155 134H158V133H155ZM172 134H174L175 136ZM179 134H180V137H178ZM49 135H48V137H49ZM68 135H69V137H68ZM37 136H39L38 139H36ZM32 137H34V138H32ZM69 138H71L70 142H69V140H67ZM107 138L109 139V137H107ZM157 138L159 140H162L164 137H161V135H160V137L158 136ZM160 138H162V139H160ZM108 139H106V140H108ZM163 140H167V139H163ZM179 140H181V138ZM41 142H42V140H41ZM60 142L62 143V146H61V144H59ZM63 142L66 145L63 144ZM71 142L76 144V145L78 144V145L76 146L74 144H71ZM51 143H52V141H51ZM69 144H71V145H69ZM55 146H57L58 148L56 147V149H55ZM60 146H61V148H60ZM77 148H79V149H77ZM157 148L159 150H162L161 151L162 153L159 154ZM204 149L205 150L211 149L212 153L216 151L214 153V156H216V158H212L213 161L211 163H208V162H210V160H207V159L206 160L208 162H205L203 160V158H193V159L192 158L188 159V157L185 158V150H186V153H187V151L190 153H193V152L195 153L199 150H204ZM52 150H54V151H52ZM125 150H124L125 151L124 153L129 152V150H128V152H127V149H125ZM149 152H148L147 147H145V150L143 153L146 154ZM178 153H180V155ZM88 156H90L93 160L90 159ZM174 156H176L175 159H174ZM165 157H167V158H165ZM157 158H158V161H157ZM49 159H50V161H48ZM198 159H200V160H198ZM214 159H216V160H214ZM193 160H195L196 162L198 161L199 164L198 163L196 164V162H194ZM175 161H176V163H175ZM149 162L150 163L154 162V163L148 164ZM173 163H174V165H173ZM203 163L204 164L206 163V165L203 166ZM147 164L152 165V166H147ZM185 164H186V166H188V164H189L188 170H190V167L192 169L193 168L192 166H194V168H193L194 171L193 172H192V170L188 171L185 167ZM25 165H27V166H25ZM181 165L185 168L182 169L183 167H180ZM190 165H192V166H190ZM13 167L15 168L16 171L11 174ZM150 167H152V168H150ZM176 167L179 171L176 169ZM105 170L109 171L108 169H105ZM123 170L125 171V169H123ZM123 170L119 171V173L122 172V174H124ZM37 171H38V173H37ZM189 172H191V173H189ZM109 173H113V175L110 174V176H114L116 172H110L109 171ZM185 173H187L188 176H186ZM106 174L109 175L108 173H106ZM118 174H116V175H118ZM161 174H162V176H161ZM171 174L173 175V177L171 176ZM176 174L178 175V177ZM169 175H170V177H169ZM136 176H138V177H136ZM158 176H156V174L154 175V177H156V178H159ZM183 178H185V181ZM182 181H184V182H182ZM71 183L73 186L71 185ZM78 184H80V185H78ZM70 185H71V187H70ZM260 186H261V189H258L256 192L255 199L253 200V203H252V210L251 211H252L253 215H257L264 220V178L261 180ZM81 191H88L87 192L88 196H86V198H87L86 200L84 199V197H82ZM90 191H93V194H94V192H96L100 196L106 195V197H108V196L109 197L105 198L103 200H100L97 197H94V196L92 197V194L89 193ZM116 196H118V195H116ZM27 204H28V206H26ZM13 206H15L14 203H13ZM8 209H9L8 211H10V208H8ZM95 211H96V213H95ZM100 211H102L104 214H105V212H106V214L111 213L113 216V220L116 224V227L113 228L112 230L108 229V230H110V232L105 230L104 233H103V231L101 233H96V232H94L95 230H93V232H91L89 236L82 235L81 231L83 228H86L87 225L91 226V228L96 227L95 223L93 221H90L89 218H91L92 216H95V215L100 216ZM102 212H101V214H102ZM10 213H12V212L10 211ZM10 213H9V215H10L9 218H12V216H13L12 219L16 220L15 215H13V213L12 214H10ZM110 228H112V227H110ZM244 228L246 230H250L252 234H250V238L244 237V239H243V236H239L240 245L245 244L246 247L248 248V250L253 251L256 254V257L254 258L255 261L252 264H260L261 263L260 259L264 255V254H262V252H264V244H260L258 242L256 243V237L262 236V235H264V233H261L260 231L257 230V228L255 229V227H252V226H246ZM119 230H121V231L119 232ZM111 232H113V233H111ZM114 232H115V234H118V236L117 235L115 236ZM121 232L126 236L122 237ZM106 234H107V236H106ZM0 235H2V234H0ZM91 241L94 243V245L98 244L97 246L100 247V249L98 247L97 248L100 251L102 250L103 254H101L100 252L99 253L96 252L95 251L96 246L93 245L92 246L93 251L90 252V253H93V255L91 254L92 259H87V256H85L86 255L85 250H86L88 245H85V244L87 242H91ZM121 243H122V245H121ZM33 248H35L36 251H34ZM73 248H74V251L72 250ZM33 252H35L37 256L40 255V257L35 258V256L32 255ZM150 255H151L150 252L142 251L141 260H152V257ZM139 260H140V258H139ZM31 261L33 263H31Z\"/></svg>",
	"mask_w": 264,
	"mask_h": 264
}]
</instances>
